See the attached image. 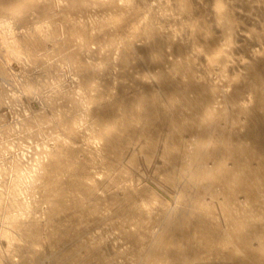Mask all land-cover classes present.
Instances as JSON below:
<instances>
[{"label": "bare ground", "instance_id": "1", "mask_svg": "<svg viewBox=\"0 0 264 264\" xmlns=\"http://www.w3.org/2000/svg\"><path fill=\"white\" fill-rule=\"evenodd\" d=\"M0 185V264H264V0H0Z\"/></svg>", "mask_w": 264, "mask_h": 264}, {"label": "rangeland", "instance_id": "2", "mask_svg": "<svg viewBox=\"0 0 264 264\" xmlns=\"http://www.w3.org/2000/svg\"><path fill=\"white\" fill-rule=\"evenodd\" d=\"M39 74H41V73H39ZM52 82H53V81H52ZM31 95H33V94H31ZM33 96H34V95H33ZM47 97H49V96H47ZM41 100H42V99H41ZM41 100H39V101H41ZM45 100H46V98H44L42 101H45ZM6 109H7V108H6ZM6 109H5V110H6ZM11 109H12V108H11ZM9 111H10V110H9ZM11 111H12V110H11ZM11 111H10V112H11ZM10 115H13L12 112H11ZM10 115H9V116H10ZM13 116H14V115H13ZM17 137H18V136H15V137H13V138H11V139H9V140H10V141H11V140H14V139H16ZM29 152H30V153H28V155H29L28 157H30V155H31V153H32L31 150H30ZM0 188H1V185H0ZM11 203H12V200L9 201V204H11ZM14 204H16V203H14ZM16 260H18V259H16Z\"/></svg>", "mask_w": 264, "mask_h": 264}]
</instances>
